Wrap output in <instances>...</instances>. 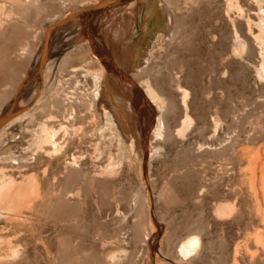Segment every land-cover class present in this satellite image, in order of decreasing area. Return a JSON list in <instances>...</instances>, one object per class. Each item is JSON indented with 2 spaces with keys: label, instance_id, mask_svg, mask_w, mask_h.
Returning a JSON list of instances; mask_svg holds the SVG:
<instances>
[{
  "label": "rangeland",
  "instance_id": "obj_1",
  "mask_svg": "<svg viewBox=\"0 0 264 264\" xmlns=\"http://www.w3.org/2000/svg\"><path fill=\"white\" fill-rule=\"evenodd\" d=\"M119 1L97 14L106 18L135 3L127 38L136 51L132 71L93 41L140 90L138 100L145 89L152 94L147 129L155 125L160 134L147 131L145 166L94 103L91 73L100 66L80 54L62 60L79 33L72 39L63 31L55 70L36 72L50 24L79 14L84 1L0 0V17L8 10L24 20L0 33V117L10 102L31 110L25 129L32 141L37 125L46 123L59 131L60 148L25 145L12 154L23 157L11 161L18 168L2 167L8 154L0 150L7 175L39 186L20 203L25 218H0V264H264V0H169L175 21L168 35L165 0H152L149 9L147 0ZM22 44L31 57L16 60ZM50 44L55 54L56 41ZM23 92L37 101L23 104ZM194 235L199 247L180 253Z\"/></svg>",
  "mask_w": 264,
  "mask_h": 264
},
{
  "label": "bare ground",
  "instance_id": "obj_2",
  "mask_svg": "<svg viewBox=\"0 0 264 264\" xmlns=\"http://www.w3.org/2000/svg\"><path fill=\"white\" fill-rule=\"evenodd\" d=\"M25 1L27 3H31V0H25ZM83 1H84L83 2L84 5H82L81 10L79 9V14L72 15V16H65L62 19H60L61 17L60 18L58 17L59 20L56 19L55 22L50 24V26L48 27V29L46 30V32L44 34V38H46V40H45L46 43L44 46L42 44V53L40 54L39 58L37 60H35V62H36V64L41 62V67H40L41 70H43L45 67H48V66H50V67L46 68L47 71L50 72L53 68L55 70L56 64L55 65H52V64L56 60V53L58 51V48H57L58 44L60 45V44L64 43L65 35L62 34L63 31L64 32L66 31L68 34L71 31L72 32V34H71L72 39H75V37L77 36L76 34L79 33L78 38H76L75 42H73L71 44L72 47L76 46L75 50L73 49L74 51L73 50L67 51V53L63 56L62 60L67 61V60H70L72 58L77 59V58H75L76 55L80 54V55H82V56H80V60H81V58H85V56H88L92 61L96 62L100 66V70H101L100 73H95V72L91 73V76L95 81V84H97V89H96L97 91H96V93H94L95 95L93 94L94 98H95L94 103L98 107L101 114L103 116H106L107 120H109L113 125H115V126H117V128H119V131L123 136V140H125V142L128 143L129 146H131L130 148H133L134 151L137 149L138 152L140 153L141 157L143 156V158H144L143 164L145 166V162H144L145 157H146V155H145V142H146L145 137H146V134L148 133L147 131L151 130V128H152L153 131H155L154 133H158V135L160 134L159 130H157V128H155V125L153 127H152V125H150L151 127L149 126L150 128L147 129L149 123L151 122L150 112L153 110V107H152L153 101L151 98L152 94L149 93L148 89H145L146 94L144 93L145 94L144 98H142V100H138V95L136 96V95H134V93L139 94L140 90L137 89L135 86H133L134 89L131 88L130 82H127V80L122 76L123 73L122 74L118 73L119 70H117L116 66H114L115 64H113L112 61L109 59L110 57L108 58V56H104V54H106V53L102 54V50L100 49V47H98V45L100 44L101 47L103 46L105 48V50L108 49V51H109L108 55L111 54L112 58H114L116 60V63H118L116 65H119V67L122 66L127 71L132 69V67L130 66V62H131V59H132V57L136 51H133V47L129 46L127 38L129 36V34L133 31V28L129 29V27H132V24H133L132 7H133V4H135V3H133V2L129 3V4L127 3L126 6H119L116 9L114 8V9H112V11L109 12L108 16L106 18H104L103 17L104 11H103V13L101 12L100 15H98L99 14L98 12L100 10L106 9V7H104V6L106 4H108L110 0H83ZM119 2H120L119 0H113L114 5L118 6ZM147 2H148V9H149L153 5L152 0H147ZM102 7H104V8H102ZM164 7H165L164 8L165 9L164 16L166 18V21H165L166 24H165V27L163 26L164 29L162 31H163L164 35H166V34L168 35V33L170 31H172L174 28V21H175L174 20L175 19L174 11H175V8L173 7V5L170 3L169 0H165ZM99 8H101V9H99ZM1 10L3 12L2 6H0V13H2ZM97 10H99V11H97ZM5 12L3 13L4 16H1L2 18L3 17L4 18L2 20H0V33H2L4 30H6V28H9V26L13 25L14 23H21V24L24 23V20H21L22 18L20 19L19 16H18V18L13 17L12 11L9 12L10 14L8 13V10L7 11L5 10ZM88 12H90V13H88ZM155 13L157 14V12H155ZM115 14H118V18L116 17L114 23H112V25H110L109 21H110V19L114 20ZM95 15L101 16L100 19H97L96 26H95L96 29L94 32H96L97 35L91 34L92 27H94V25H95L94 24L95 20H96L94 18ZM85 16H89V17L86 18ZM51 20L53 21L54 19H51ZM51 20H50V22H51ZM90 20H92V23L90 22L91 24L89 25L88 22ZM58 25H60V27L55 28ZM82 34H84L85 36L90 34V37L87 36V39L84 42L80 43V41H79L80 37L79 36ZM35 35L33 36L34 38H35ZM83 37H81V38H83ZM116 37H117V39H116ZM93 39H96L97 43L99 42V44H97V46L95 45L96 43H94ZM53 41H56L55 54H54V52L50 53L47 51V49H48L47 45ZM65 43H67V42H65ZM83 46L88 47L86 51H84L85 49H83ZM93 48H95L98 51L100 50L99 53L101 54L102 58L98 57V51L94 52ZM73 55H74V57H73ZM30 57H31V51H30L29 47L25 44L20 45L18 47L17 51L15 52V59L16 60H22L24 58H30ZM114 59H113V62H114ZM142 61H145V58ZM142 61H140L138 64H141ZM262 62L263 63L261 65L260 69H261V73L264 74V59L262 60ZM84 63H86V61ZM105 64L109 65L111 71L106 70L108 66H105ZM134 68H136V67H134ZM48 76H49V74H48ZM39 81H40L39 88L43 89L44 83H42L41 77H40ZM135 89H136V91H135ZM23 94L26 95V97H23V98H25L23 100L24 101L23 104H25V105H28L29 103L31 104L33 101L32 100L33 98H31L32 93L27 94V92H23ZM16 100H20V99H18V96L16 97ZM154 100H156V99H154ZM35 101H37V100H34L33 103H35ZM14 103H15V101H14ZM9 106H10V109L1 115V117H5V121L2 123V126H1L2 128L0 129L1 130L0 131V143H1L0 147H2L0 150L3 152V154H5V155L8 154L7 155L8 156L7 161L5 159L4 163H1V161L3 162L4 158L0 161L1 166H2V164H4L5 166L18 168L20 166L19 162H16L17 164H16V166H14L15 164L13 165V163L11 161L13 159L15 161L16 160L21 161L23 157L22 158H14V156L12 154L16 151L24 150L25 145H27L29 147L28 149L31 148L30 151H32V149L33 150L38 149V151H40V149H42L44 144H46V143L52 144L53 145L52 147L54 148V149L52 148V150L55 152L60 149L57 147V144L55 143L56 142V136H57V133L59 131L54 130V128L52 126H48L46 123L40 122L37 125L38 130L36 132V135H37L36 140L34 137V140L32 141V136H31L30 132L27 129H25L26 128L25 125L29 121L30 116H31L30 115L31 110L27 109L28 111H25V109L24 110L22 109L23 111H21V110H19L20 106L13 108V102L12 103L10 102ZM14 110H16V111H14ZM147 110H149V111H147ZM154 111L155 110H153V113H155ZM9 112H11V113H9ZM187 120H188V118H187ZM156 121H157V124H159L160 119L156 118ZM28 125H30V124H28ZM157 127H158V125H157ZM60 129L65 130L66 128L61 125ZM115 130H116V128H115ZM121 134H120V136H121ZM34 136H35V131H34ZM30 137H31V139H29ZM23 162H24V160H23ZM20 164H22V162H20ZM143 164L141 165L142 168H143ZM5 166H2V167H5ZM2 167L0 168V214L1 215L3 214L5 217L0 215V218L3 217L4 219H7V221L11 217L12 218L13 217H21L22 218L24 216L22 215L21 212L18 211L20 208V203L25 202V199L28 198V196H30L29 194L31 192L35 196L34 192H37V189H38L37 186L38 185H37L36 181L34 183L33 182L34 180H32V182L29 184V186L24 187L21 184L22 181L20 183H17L16 180L12 177V175H10V174L7 175V173H5L2 170L3 169ZM33 200H34L33 198H32V200L30 198V200H28V202H30V201L36 202V199H35V201H33ZM30 208H32V206H30ZM222 213H224V212H222ZM183 242L184 243H182L180 253H182L184 255L186 253H190V251H192L193 249L195 250V248L197 246L199 247V245H198L199 244V237L195 236V235L188 237ZM0 258H1V256H0ZM6 263H7V261H6Z\"/></svg>",
  "mask_w": 264,
  "mask_h": 264
},
{
  "label": "water",
  "instance_id": "obj_3",
  "mask_svg": "<svg viewBox=\"0 0 264 264\" xmlns=\"http://www.w3.org/2000/svg\"><path fill=\"white\" fill-rule=\"evenodd\" d=\"M46 38H44V40H43V46L45 45V43H46ZM40 67H41V62H39L38 63V65H37V67H36V72H38L39 73V71H40ZM5 121V117H0V124H2L3 122ZM153 246H152V250H153Z\"/></svg>",
  "mask_w": 264,
  "mask_h": 264
}]
</instances>
